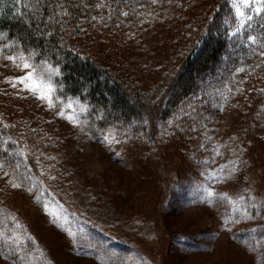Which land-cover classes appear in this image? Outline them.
Segmentation results:
<instances>
[{"label": "rangeland", "instance_id": "374dc122", "mask_svg": "<svg viewBox=\"0 0 264 264\" xmlns=\"http://www.w3.org/2000/svg\"><path fill=\"white\" fill-rule=\"evenodd\" d=\"M190 1H176L173 22L196 20ZM229 1L241 35L257 14L240 5L242 17ZM95 21L76 40L80 50L112 57L121 71L130 22L117 35ZM0 40V145L14 161L0 157V264H264V85L255 97L245 83L225 85L189 124L164 115L163 69L152 67L134 82L145 120L102 128L88 100L60 93L59 66ZM21 54L55 89L54 107L13 87L29 70L6 57ZM47 66L59 73L50 81ZM54 131L52 144L38 143L36 133Z\"/></svg>", "mask_w": 264, "mask_h": 264}, {"label": "trees", "instance_id": "16d2710c", "mask_svg": "<svg viewBox=\"0 0 264 264\" xmlns=\"http://www.w3.org/2000/svg\"><path fill=\"white\" fill-rule=\"evenodd\" d=\"M176 1L0 0V35L23 52L59 66L60 93L88 100L92 121L102 128L135 130L145 120L146 101L134 82L149 76V68L156 66L163 69L159 79L164 85L163 113L181 114L183 123H192L198 104L225 93L221 90L225 85L245 83L255 97L257 85H264V13L255 15L238 35L239 20L229 0H216L211 6L192 0L188 11L196 13V20L173 22L170 16L176 12ZM96 16L98 22L104 19L102 28L117 35L130 22L121 71L112 57L93 58L76 42ZM160 45L168 48L163 55L158 54ZM156 55L163 59L157 61ZM55 135L56 131L38 132L39 140L32 136L30 140L47 145ZM4 156L0 145L1 159ZM3 162L13 168L14 161Z\"/></svg>", "mask_w": 264, "mask_h": 264}, {"label": "snow or ice", "instance_id": "6c2138e0", "mask_svg": "<svg viewBox=\"0 0 264 264\" xmlns=\"http://www.w3.org/2000/svg\"><path fill=\"white\" fill-rule=\"evenodd\" d=\"M153 3L156 2V0H152ZM234 6L237 8V11L239 14L243 17L245 15L244 12H240V5H243L245 8L250 9L251 11L255 12L257 15H260L264 13V0H233ZM127 15V13H125ZM251 16H248L247 19H251ZM0 39H3L2 35H0ZM253 43H255L256 38H251ZM3 50L0 49V52ZM6 59L11 60L14 65L17 68H20L21 70H29L26 72V75L22 77H18L15 82H13V87L16 86V83L24 85L25 90L31 91L33 94H38L39 99L46 100L49 104V107L55 106V100L53 97V93L55 92V89L52 87L50 82H45L44 78L41 73L36 72V67L32 63H29L28 60L21 54L18 57L17 56H8ZM19 61V63H17ZM43 71H46L49 73V81L51 78V75H59V73L52 69L50 66H47L43 69ZM243 71V69H241ZM11 82V81H10ZM65 107L72 108L73 105L71 103L67 104ZM86 111L84 108H81V112ZM59 115L62 118H67L70 122L73 124H77V117L75 115H68L64 112H60ZM104 142L108 145H111L112 141L109 140L107 136L103 137ZM118 142V141H117ZM117 155H119L117 153ZM3 165H0L2 167ZM21 185L15 182H12V187L19 188ZM31 191V189H29ZM243 199V198H242Z\"/></svg>", "mask_w": 264, "mask_h": 264}]
</instances>
